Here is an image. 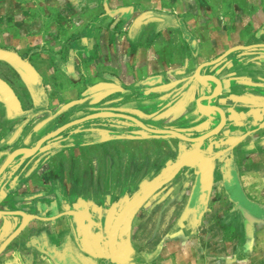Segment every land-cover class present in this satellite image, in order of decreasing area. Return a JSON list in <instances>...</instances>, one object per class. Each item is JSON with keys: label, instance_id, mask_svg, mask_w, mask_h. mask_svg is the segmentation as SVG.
Listing matches in <instances>:
<instances>
[{"label": "rangeland", "instance_id": "rangeland-1", "mask_svg": "<svg viewBox=\"0 0 264 264\" xmlns=\"http://www.w3.org/2000/svg\"><path fill=\"white\" fill-rule=\"evenodd\" d=\"M248 47L239 54L248 58L261 48ZM46 50L34 52L33 60L52 63L34 67L38 82L25 83L23 114L3 119L2 135L10 134L5 127L16 121L11 131L18 145L77 122L46 142L47 153H58L56 144L64 139L72 148L68 157L36 164L42 172L25 187L29 195L16 190L0 208L9 213L22 202L47 201L54 210L64 202L66 211L89 212L95 225L76 215V232L68 223L32 221L0 264H264V120L251 116L242 131H233L221 123L219 112L203 109L218 106L203 102L201 109L197 96L188 98L189 84L182 89V82L141 83L128 92L92 75L82 62L66 65L68 51ZM74 112L81 115L66 123ZM140 123L192 139L218 133L192 144L152 134ZM184 154L209 158L211 176L187 166ZM14 218L0 217V245L18 228Z\"/></svg>", "mask_w": 264, "mask_h": 264}, {"label": "crops", "instance_id": "crops-1", "mask_svg": "<svg viewBox=\"0 0 264 264\" xmlns=\"http://www.w3.org/2000/svg\"><path fill=\"white\" fill-rule=\"evenodd\" d=\"M252 45L261 47L256 55L253 52L246 58L237 50L227 60L209 65L229 51ZM46 49L68 51L71 56L62 58L66 65L82 62L92 75L109 79L128 92L141 83L182 82V89L190 85L188 98L197 96L200 101L218 95L205 103L221 108L233 131H242L251 116L255 121L264 120V0H0V50L16 53L37 68L52 63L33 60L34 52ZM198 70L203 80L194 84L192 77ZM0 79L13 90L21 106V97L28 95L21 76L0 61ZM3 104L0 97V173L10 163L0 176V205L5 206L16 190L29 195L25 187H31L32 178L42 172L36 164L68 157L72 146L64 139L56 144L58 153H47L50 146L45 143L37 154L14 156L19 150L36 147L45 132L17 145L18 137L11 131L16 121L5 127L10 130L6 135H2V121L18 119L15 117L24 109L21 106V113L15 114ZM79 115L74 112L66 123ZM73 148L84 151L82 145ZM37 203L22 202L14 212L32 216L37 210L35 216L48 220L33 221L50 226L68 223L76 232L78 222L75 215L67 214L70 211L64 202H58L54 210L47 201ZM4 211L0 208V213ZM15 217L20 226L24 219ZM31 225L32 221L13 242Z\"/></svg>", "mask_w": 264, "mask_h": 264}, {"label": "water", "instance_id": "water-1", "mask_svg": "<svg viewBox=\"0 0 264 264\" xmlns=\"http://www.w3.org/2000/svg\"><path fill=\"white\" fill-rule=\"evenodd\" d=\"M251 47H240V48H236L233 51H229L227 52L224 56H222L221 58H219L218 60L210 63L209 65H214L217 64L219 62H221L224 58H226L228 55H230L231 53H233L234 51L237 50H246L249 49ZM0 61L5 62L7 64H9L10 66H12V68L19 74V76H21V78L24 80V82L29 85V86H36V83L38 82V73L36 72V70L34 69V67H32L27 61L23 60L20 56H18L16 53L13 52H9V51H5V50H0ZM200 70H198L195 74V78L199 81H202V77H200ZM215 81L218 82L217 79H215L214 77H209ZM0 97L2 98L3 103L5 104V106L8 108L9 111H12L15 114H19L21 113V106H20V101L19 99L15 96L13 90L0 79ZM218 97V95H211V96H207L205 99L200 100L197 102V104H199V108H203L202 106H200L202 104V102L205 101H211L214 100ZM203 109H206V111L208 109H212L214 111H217L221 114V123L224 124V122H226L225 120V116L224 113H222V110L218 107H204ZM77 122H73L68 124L67 126L57 130L56 132H53L51 134H48L47 136H45L40 142L39 144L31 149H23V150H19L17 152H15L13 155L16 156L18 153H23L26 154L27 156H30L32 154L37 153L40 148L42 147L43 144H45L48 140H50V138H52L53 136L58 135L59 133H61L64 129H66L67 127L73 126L74 124H76ZM141 124V123H140ZM143 128H145L146 130H148L149 132H151L152 134L155 135H175L181 139H183L186 142L192 143V144H198L202 141H206L208 138L214 136L215 134L218 133L217 130H220L221 128L217 129L216 131H213L211 133H209L208 135L200 138V139H192V138H188L180 133H176V132H172V131H154L151 130L149 128H146L143 124H141ZM221 127V126H220ZM183 162L186 163L187 166L193 167V168H197L200 171H202L203 173H206L207 175L211 176L210 173V167L212 166L211 164V160L209 158H205V157H193L192 155H188V154H184L183 158H182ZM9 162H7V164L5 165V168L2 172H4L6 170V168L9 166ZM0 173V176H2L3 173ZM168 179L166 180H162L159 183L155 184L146 195H149L151 193H154L155 191H157L158 189H160L163 184H165V182H167ZM141 204V203H140ZM75 213H77L76 211H70L67 214L70 215H75ZM6 214H10V215H15V216H21V218L23 217L24 221L20 224V226H18V228L8 236V238L0 245V255L7 249V247L16 239L18 238V236L24 231V229L27 227L28 223L30 221L33 220H48V219H42L39 218L38 216L32 215H26L24 213L21 212H9V213H0L1 215H6ZM114 244V241H112Z\"/></svg>", "mask_w": 264, "mask_h": 264}, {"label": "bare ground", "instance_id": "bare-ground-1", "mask_svg": "<svg viewBox=\"0 0 264 264\" xmlns=\"http://www.w3.org/2000/svg\"><path fill=\"white\" fill-rule=\"evenodd\" d=\"M82 213H85V212H82ZM75 215H76V218H80V219L85 220L87 222V224H88L89 227L92 228L95 225V222L92 219V217H91V215H90L89 212H86L85 214H81V213L79 214L77 212V213H75Z\"/></svg>", "mask_w": 264, "mask_h": 264}, {"label": "flooded vegetation", "instance_id": "flooded-vegetation-1", "mask_svg": "<svg viewBox=\"0 0 264 264\" xmlns=\"http://www.w3.org/2000/svg\"><path fill=\"white\" fill-rule=\"evenodd\" d=\"M230 185H231V184H229V186H230ZM231 190H232V189H231ZM234 192H235V191H233L232 194H235ZM69 261H70V260H69ZM68 263L70 264L71 262H67V264H68ZM73 263H74V262H73ZM73 263H72V264H73ZM75 264H77V263H75Z\"/></svg>", "mask_w": 264, "mask_h": 264}]
</instances>
